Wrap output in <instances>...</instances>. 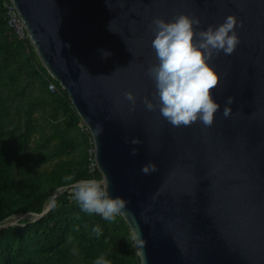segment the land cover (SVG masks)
Returning a JSON list of instances; mask_svg holds the SVG:
<instances>
[{"label": "water", "instance_id": "water-1", "mask_svg": "<svg viewBox=\"0 0 264 264\" xmlns=\"http://www.w3.org/2000/svg\"><path fill=\"white\" fill-rule=\"evenodd\" d=\"M10 3L42 66L89 130L110 195L126 201L120 216L146 244L143 251L136 246L141 264H264V0ZM179 14L198 18L197 32L228 15L238 20L235 52L210 61L220 76L213 96L221 105L211 127L199 121L173 127L143 103L155 91L147 75L157 63L152 21ZM101 50L111 55L102 58ZM128 91L135 106L124 97ZM230 96L235 102L225 118ZM148 163L157 171L145 175ZM61 194L58 189L41 214L14 217L33 214L37 221ZM19 224L0 223V229Z\"/></svg>", "mask_w": 264, "mask_h": 264}, {"label": "trees", "instance_id": "trees-1", "mask_svg": "<svg viewBox=\"0 0 264 264\" xmlns=\"http://www.w3.org/2000/svg\"><path fill=\"white\" fill-rule=\"evenodd\" d=\"M8 4L10 0H0V223L16 215L41 214L58 189L80 179H102L98 168H91L94 143L89 130L82 131L67 92L42 66L30 40H18L8 28ZM24 75L33 82L26 106L27 86H19ZM36 92L38 97L33 98ZM12 98L20 102L14 105ZM38 113L45 126L38 124ZM46 125L51 133L33 150L40 155L29 159L33 138L39 128L46 131ZM46 164L53 169L39 172ZM68 176L73 180H66ZM96 225L101 235L93 232ZM102 254L111 264H141L122 216L105 220L89 215L68 193L59 195L41 219L0 229V264H94Z\"/></svg>", "mask_w": 264, "mask_h": 264}, {"label": "clouds", "instance_id": "clouds-1", "mask_svg": "<svg viewBox=\"0 0 264 264\" xmlns=\"http://www.w3.org/2000/svg\"><path fill=\"white\" fill-rule=\"evenodd\" d=\"M154 39L151 47L154 50L157 63L151 65L147 75L154 83L153 100L144 98L143 103L148 111L159 109L161 117L173 127H189L199 121L205 127H211L221 105L213 96L220 76L211 66L214 55L223 52L228 56L235 52L240 44V37L236 31L238 20L235 15H228L218 26H208L206 30L197 32L200 25L198 18L187 14H179L171 21L155 18L152 21ZM242 27V21L239 22ZM111 55L101 50L102 58ZM126 100L133 106L136 97L133 92L124 93ZM234 97H228L223 109V116L228 118L232 114L231 105ZM103 131L97 126V134ZM126 143L139 145V138H126ZM133 156L138 149L133 147ZM142 173L150 175L157 171L154 163L145 164ZM73 180L72 176L65 178ZM72 197L79 204L81 210L92 215L97 214L105 220H114L117 215L125 212L126 201L120 197L113 198L109 192L107 178L80 179L71 184ZM97 235L102 234L99 225L93 228ZM133 240L140 251L145 247L142 233L137 231ZM94 264H111L102 254L96 258Z\"/></svg>", "mask_w": 264, "mask_h": 264}, {"label": "rangeland", "instance_id": "rangeland-1", "mask_svg": "<svg viewBox=\"0 0 264 264\" xmlns=\"http://www.w3.org/2000/svg\"><path fill=\"white\" fill-rule=\"evenodd\" d=\"M14 73V72H13ZM32 81H30L29 79H28V77L27 76H23L22 77V85H19V86H27V89H26V92H27V94H26V97L24 98V100H23V103H24V106H26V105H28V102L30 101V94H31V90H32ZM18 86V87H19ZM17 87V88H18ZM22 89V88H21ZM21 89H19V90H21ZM11 90V88H8V89H6L5 91H4V93L6 94V95H9V91ZM11 92V91H10ZM38 94L39 93H35L34 95H33V98H37L38 97ZM11 101H13L12 103L14 104V105H17L19 102H20V98H12V99H10ZM42 115L43 114H41V113H38L37 115H36V117L38 118V124L40 125V126H45V125H43L42 124V122H41V120L43 119L42 118ZM83 125V124H82ZM81 125V128H82V131L84 132V129H83V126ZM51 133V130L49 129V127H47V125H46V131H44L43 133H42V131H41V129L39 128V132L34 136V138H33V141H32V143H31V145H30V147H29V149H28V152L31 154L30 156H29V159H32L33 157H38L39 155H40V153H41V151H33V150H35V148H36V146L38 145V143L39 142H41V139L42 138H46V136L47 135H49ZM34 164H32V166H33ZM36 165V164H35ZM35 168H37V167H35ZM53 169V165L52 164H46V165H41V166H39V172H45V171H51ZM30 220L31 221V219H32V221L35 219L34 218V216H32V215H23V216H18V217H11V218H9L8 220H6L5 222H3L2 224L3 225H5V226H8V225H12V224H15V223H20L21 221H23V220ZM15 220V221H14Z\"/></svg>", "mask_w": 264, "mask_h": 264}, {"label": "built area", "instance_id": "built-area-1", "mask_svg": "<svg viewBox=\"0 0 264 264\" xmlns=\"http://www.w3.org/2000/svg\"><path fill=\"white\" fill-rule=\"evenodd\" d=\"M7 26L9 29H11L14 33V35L18 38V40L22 41V42H27V40H29V36L26 32V29L15 9V7L12 4H8L7 6ZM49 89L54 92L56 90V86L54 84H51L49 86ZM86 130L87 128L85 127V125H82ZM90 153L92 155V163H91V168L92 171L95 170V168H97L96 162H95V150L94 148L90 150ZM62 194L64 193H68L70 196L71 200H74L72 197V189L71 186L70 187H65V188H61Z\"/></svg>", "mask_w": 264, "mask_h": 264}, {"label": "bare ground", "instance_id": "bare-ground-1", "mask_svg": "<svg viewBox=\"0 0 264 264\" xmlns=\"http://www.w3.org/2000/svg\"><path fill=\"white\" fill-rule=\"evenodd\" d=\"M32 216H34V215H32ZM15 221V220H14Z\"/></svg>", "mask_w": 264, "mask_h": 264}]
</instances>
